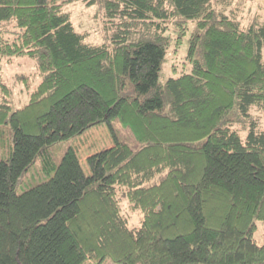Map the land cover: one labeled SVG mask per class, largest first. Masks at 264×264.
I'll use <instances>...</instances> for the list:
<instances>
[{"label":"trees","instance_id":"1","mask_svg":"<svg viewBox=\"0 0 264 264\" xmlns=\"http://www.w3.org/2000/svg\"><path fill=\"white\" fill-rule=\"evenodd\" d=\"M75 1L0 0V56L40 77H18L14 110L0 74V264H264V20L239 17L254 0H83L101 6L102 45L75 29ZM188 32L191 68L161 83ZM100 125L114 145L87 172L72 146L52 162ZM38 159L49 178L19 192Z\"/></svg>","mask_w":264,"mask_h":264},{"label":"rangeland","instance_id":"2","mask_svg":"<svg viewBox=\"0 0 264 264\" xmlns=\"http://www.w3.org/2000/svg\"><path fill=\"white\" fill-rule=\"evenodd\" d=\"M243 9L239 10L240 21L244 25H248L252 17L260 14L264 20V9H259L256 2L248 3L242 2ZM65 11L71 13L75 29L81 33H87V41L96 45H102L106 41L105 30L103 27V11L99 2L94 5H87L83 0L72 2L65 6ZM15 31L14 28H11ZM17 30V29H16ZM14 34V33H13ZM189 37L190 32L184 38L180 47L176 50L173 46L168 50L165 61L160 73V82L165 83L171 77H177L182 72L188 71L191 64L188 60L189 52ZM36 62L31 57H1L0 56V74L2 75L5 83L12 88L14 95L11 99V106L17 109L23 106L28 101V93L25 85L18 82V77L21 75L29 76L31 85L34 89L40 81L37 74ZM253 114L259 119L262 129L264 130V113L254 111ZM116 127L121 130V126L116 122ZM5 138H8L9 130L4 129ZM245 137V132H242ZM114 145V139L110 129L106 125L97 126L81 137L75 140H67L53 146L50 149V157L53 163H58L66 149L72 146L79 158L81 165L87 172V159L90 155L99 152L105 148ZM43 163L38 159L30 169L25 173L21 184L19 185V192H22L27 187L47 180L49 177L42 171ZM120 202L122 213L128 220V225L131 229H136L141 226L143 215L139 211H133L126 197L120 195ZM256 240L259 245L264 244V226L261 222H257ZM82 264H115L111 258H105L103 261L98 262L94 259L88 258Z\"/></svg>","mask_w":264,"mask_h":264},{"label":"crops","instance_id":"3","mask_svg":"<svg viewBox=\"0 0 264 264\" xmlns=\"http://www.w3.org/2000/svg\"><path fill=\"white\" fill-rule=\"evenodd\" d=\"M253 2L258 3V5L264 4V0H254Z\"/></svg>","mask_w":264,"mask_h":264}]
</instances>
